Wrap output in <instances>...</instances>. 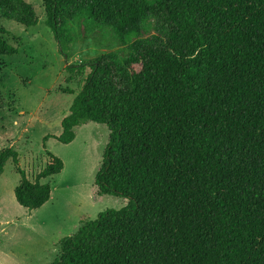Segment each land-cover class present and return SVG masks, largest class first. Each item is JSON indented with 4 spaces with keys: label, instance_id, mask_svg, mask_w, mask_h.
<instances>
[{
    "label": "trees",
    "instance_id": "16d2710c",
    "mask_svg": "<svg viewBox=\"0 0 264 264\" xmlns=\"http://www.w3.org/2000/svg\"><path fill=\"white\" fill-rule=\"evenodd\" d=\"M66 61L72 25L109 29L128 48L65 69L87 74L62 131L43 137L34 179L13 147L17 202L37 209L64 161L47 141L70 143L89 121L110 130L95 173L100 195L128 199L58 241L52 264H264V0H43ZM158 24L150 33L149 21ZM31 26L26 0H0V22ZM0 55L17 48L4 37Z\"/></svg>",
    "mask_w": 264,
    "mask_h": 264
},
{
    "label": "rangeland",
    "instance_id": "374dc122",
    "mask_svg": "<svg viewBox=\"0 0 264 264\" xmlns=\"http://www.w3.org/2000/svg\"><path fill=\"white\" fill-rule=\"evenodd\" d=\"M37 14L36 24L26 26L2 19L3 37L17 48L14 55H0V150L13 147L19 163L34 179L44 167L47 154L43 137L61 131L60 118L80 90L87 71L70 73L67 64H78L126 46L109 29L85 34L72 25L71 56L60 53L53 32L46 24L43 0H26ZM151 34L157 21H149ZM110 130L104 123L89 121L76 128L70 143L55 138L47 149L61 157L63 170L46 179L50 199L37 209L20 205L14 195L20 175L12 160L0 176V264H52L59 256L58 241L73 233L83 220L94 219L109 208H121L128 199L100 195L95 185Z\"/></svg>",
    "mask_w": 264,
    "mask_h": 264
},
{
    "label": "crops",
    "instance_id": "0c3cea01",
    "mask_svg": "<svg viewBox=\"0 0 264 264\" xmlns=\"http://www.w3.org/2000/svg\"><path fill=\"white\" fill-rule=\"evenodd\" d=\"M61 131H62V128H61ZM61 131H60V132H61ZM60 132H58V133H55V134H59Z\"/></svg>",
    "mask_w": 264,
    "mask_h": 264
}]
</instances>
